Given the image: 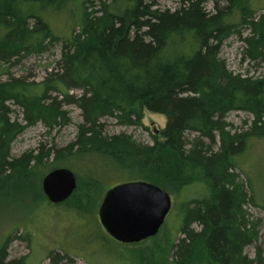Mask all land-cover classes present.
<instances>
[{
    "label": "trees",
    "instance_id": "obj_1",
    "mask_svg": "<svg viewBox=\"0 0 264 264\" xmlns=\"http://www.w3.org/2000/svg\"><path fill=\"white\" fill-rule=\"evenodd\" d=\"M73 1L0 0L1 62L40 56L62 42L60 59L42 82L10 78L0 83V205L8 189L22 181L20 173L26 181L42 160L50 172L78 165L77 173L71 172L83 197L70 208L81 213L85 195L95 194L110 175L119 176L117 185L144 182L170 195L200 185L205 197L180 208L183 238L175 247L176 263L188 264L203 248L213 264H264L260 247L255 246L252 259L244 252L256 244L261 221L248 216L245 207L258 205L248 193L249 183L235 173V158L249 138L264 137V75L231 73L219 57L229 35L241 36L238 28L246 26L251 33L242 40L244 56L261 60L264 15L255 22L252 12L242 8L247 0H214L213 12L203 0H176L179 8L173 12L160 10V0H110L102 4L100 15L83 6L71 36L62 40L43 15L22 9L23 4L47 3L57 10ZM235 10L241 11L238 24L230 21ZM10 105L21 110V122L11 120ZM64 106L80 112L72 144L63 150L40 149L36 157H10L12 141L26 128L42 123L51 131L67 125ZM145 111L166 119L150 145L126 134L105 135L104 118L121 127H142ZM232 112L252 117L247 131H227L224 119ZM215 134L220 139L216 152L211 149ZM7 240L0 264H25L6 262ZM46 259L71 263L66 253L50 252Z\"/></svg>",
    "mask_w": 264,
    "mask_h": 264
},
{
    "label": "rangeland",
    "instance_id": "obj_2",
    "mask_svg": "<svg viewBox=\"0 0 264 264\" xmlns=\"http://www.w3.org/2000/svg\"><path fill=\"white\" fill-rule=\"evenodd\" d=\"M85 1L76 0L60 4L57 10L52 9L47 3L33 6L23 4L22 9L43 15L54 34L65 40L71 36L84 7L88 12H96L100 15L98 12L102 4L110 2V0H89L88 3ZM203 1L206 10L213 12L214 0ZM178 8L179 4L176 0L159 1L160 10L173 12ZM242 8L250 10L254 21L257 22L264 15V0H247L242 3ZM240 15L241 11L239 10L238 13L235 10L230 21L238 24ZM238 31L241 36L232 33L224 41L219 54L220 59L225 62L227 70L231 73L252 77L264 75V51L261 60L251 61L246 58L244 51L247 47L242 40L251 32L246 26L238 28ZM61 49L62 42L53 45L40 56L23 58L17 63L15 60L6 63L0 60V83L10 78L21 79L26 83L42 82L55 68V63L60 59ZM74 94L78 96L80 93L74 92ZM10 110L11 120L21 122V110L14 105H10ZM62 111L69 120L67 125L55 127L51 131L42 123L26 128L12 141L9 149L10 157L14 160L29 155L36 157L40 155V149L63 150L72 144L76 139L77 125L81 123L80 112L74 106H64ZM224 121L229 125L227 131L232 135L247 131L251 126L252 117L249 114L232 112L226 115ZM102 123L105 126V135L108 137L126 134L139 144L150 145L151 136H157L165 128L166 119L164 116L145 111L142 127H121L111 118H104ZM214 136L215 144L211 149L216 152L220 146V139L218 134ZM187 137L193 139L195 135L187 134ZM51 162L52 158L48 160V163ZM235 162L237 164L235 173L239 175V181L249 183L248 193L254 197L258 205V207L251 205L245 207L248 216L251 221L256 219L261 221L256 230V244L248 246L244 252L252 259L255 257V246H258L264 257V137H250L245 151L235 158ZM34 163L32 162L31 165ZM70 165H61V168H69L70 171L77 173L78 165L75 162ZM49 172L46 162L42 160L37 164L35 175L26 176V181H23L24 176L20 173L22 181L15 188L8 189L9 196L0 205V249L9 239L6 262L21 260L25 261V264H51L46 257L50 252H55L61 256L63 253L68 254L71 263L67 264H177L175 247L183 238L179 232L180 208L183 202L202 199L206 195L200 185L187 187L179 195L168 193L172 207L159 234L139 244H121L106 234L98 218L103 198L111 187L121 181L119 176L110 175L102 180L103 186L95 194L85 195L86 200L82 201L85 212L81 213L70 208L75 200L78 203L83 197V188L82 194L79 193L80 184H77L76 190L67 202L63 203L64 205H52L44 200L46 198L42 192V180ZM195 229L198 230L197 227ZM195 253L188 264H213L203 248H199ZM62 263L66 264L65 261Z\"/></svg>",
    "mask_w": 264,
    "mask_h": 264
},
{
    "label": "water",
    "instance_id": "obj_3",
    "mask_svg": "<svg viewBox=\"0 0 264 264\" xmlns=\"http://www.w3.org/2000/svg\"><path fill=\"white\" fill-rule=\"evenodd\" d=\"M77 188L74 174L57 169L42 180V192L52 205L66 202ZM171 197L144 182L117 185L107 191L98 211L106 234L121 244H138L154 238L171 210Z\"/></svg>",
    "mask_w": 264,
    "mask_h": 264
},
{
    "label": "bare ground",
    "instance_id": "obj_4",
    "mask_svg": "<svg viewBox=\"0 0 264 264\" xmlns=\"http://www.w3.org/2000/svg\"><path fill=\"white\" fill-rule=\"evenodd\" d=\"M220 57V56H219Z\"/></svg>",
    "mask_w": 264,
    "mask_h": 264
}]
</instances>
